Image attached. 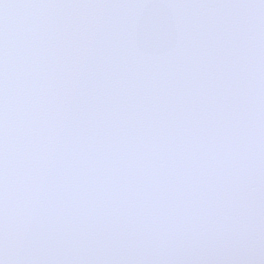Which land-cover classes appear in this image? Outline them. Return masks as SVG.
<instances>
[{"label":"snow or ice","instance_id":"6c2138e0","mask_svg":"<svg viewBox=\"0 0 264 264\" xmlns=\"http://www.w3.org/2000/svg\"><path fill=\"white\" fill-rule=\"evenodd\" d=\"M0 264H264V0H0Z\"/></svg>","mask_w":264,"mask_h":264}]
</instances>
